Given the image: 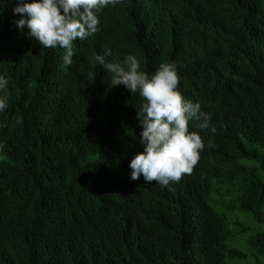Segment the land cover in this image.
Here are the masks:
<instances>
[{
    "label": "trees",
    "instance_id": "16d2710c",
    "mask_svg": "<svg viewBox=\"0 0 264 264\" xmlns=\"http://www.w3.org/2000/svg\"><path fill=\"white\" fill-rule=\"evenodd\" d=\"M14 7L0 0V264L246 261L227 242L238 213L264 225V0H118L71 65ZM106 49L150 76L175 61L183 96L211 114L214 133L189 122L205 148L178 182L131 179L144 98L110 85ZM247 244L264 257V233Z\"/></svg>",
    "mask_w": 264,
    "mask_h": 264
},
{
    "label": "clouds",
    "instance_id": "9594fccd",
    "mask_svg": "<svg viewBox=\"0 0 264 264\" xmlns=\"http://www.w3.org/2000/svg\"><path fill=\"white\" fill-rule=\"evenodd\" d=\"M14 23L23 31L28 29L29 39H35L44 48L65 49V65L73 63L74 42L84 40L100 31L98 13L115 5L118 0H14ZM111 49H106L96 59L111 75L110 85L123 84L132 93L144 98L137 106V119L142 126L139 142L144 150L130 162V177L146 182L155 181L169 185L179 181L184 173H190L205 148L202 136L189 130L190 121H200L202 130L215 132L211 114L202 110L199 102L186 99L180 88V73L175 61L162 62L151 76L142 70L141 62L134 54L123 61H111ZM9 80L0 74V90L8 87ZM7 99L0 96V113L8 108ZM208 147L213 141H208Z\"/></svg>",
    "mask_w": 264,
    "mask_h": 264
},
{
    "label": "rangeland",
    "instance_id": "374dc122",
    "mask_svg": "<svg viewBox=\"0 0 264 264\" xmlns=\"http://www.w3.org/2000/svg\"><path fill=\"white\" fill-rule=\"evenodd\" d=\"M232 220L235 224L230 226L231 236L227 243L245 252L248 259L246 261L228 259L227 264H264V257L255 255L247 244V239L251 235L264 233V225L257 223L249 213H238L232 216Z\"/></svg>",
    "mask_w": 264,
    "mask_h": 264
}]
</instances>
